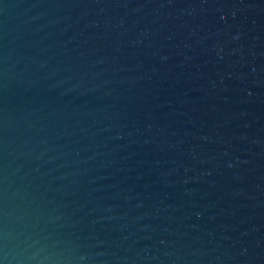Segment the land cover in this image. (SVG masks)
<instances>
[{"label": "water", "instance_id": "obj_1", "mask_svg": "<svg viewBox=\"0 0 264 264\" xmlns=\"http://www.w3.org/2000/svg\"><path fill=\"white\" fill-rule=\"evenodd\" d=\"M0 264H264V0H0Z\"/></svg>", "mask_w": 264, "mask_h": 264}]
</instances>
